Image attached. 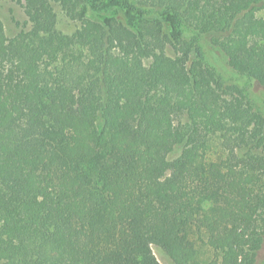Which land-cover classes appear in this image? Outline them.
Segmentation results:
<instances>
[{"label":"trees","instance_id":"trees-1","mask_svg":"<svg viewBox=\"0 0 264 264\" xmlns=\"http://www.w3.org/2000/svg\"><path fill=\"white\" fill-rule=\"evenodd\" d=\"M19 1L29 29L0 19V264H161L154 246L258 264L264 109L207 54L264 88V0Z\"/></svg>","mask_w":264,"mask_h":264},{"label":"rangeland","instance_id":"rangeland-1","mask_svg":"<svg viewBox=\"0 0 264 264\" xmlns=\"http://www.w3.org/2000/svg\"><path fill=\"white\" fill-rule=\"evenodd\" d=\"M54 8L59 16V27L66 33H72L81 26V21H77L68 17L63 11L59 3H54ZM260 15H264V10L260 11ZM0 19L5 25V30L8 36H15L21 31V29H29L30 22L26 15L23 4L19 0H0ZM208 49V48H207ZM169 53H173L172 49H169ZM208 62L215 67L217 73L232 83H238L241 85H248L251 96L256 101L257 105L264 109V88H262L257 82L249 81L245 76L237 73L227 62L224 55H222L216 49H208L207 54ZM249 82H251L249 84ZM220 150L216 146L211 147L207 151V157L210 160L217 158ZM180 152L177 149L173 152L172 157L176 156ZM154 251L160 260L161 264H173L172 260L157 246H154ZM258 264H264V246L259 252Z\"/></svg>","mask_w":264,"mask_h":264}]
</instances>
